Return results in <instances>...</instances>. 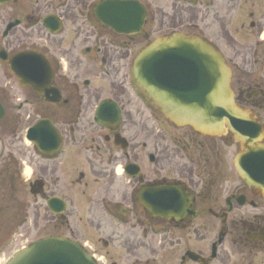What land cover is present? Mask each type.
Masks as SVG:
<instances>
[{"label":"flooded vegetation","instance_id":"obj_1","mask_svg":"<svg viewBox=\"0 0 264 264\" xmlns=\"http://www.w3.org/2000/svg\"><path fill=\"white\" fill-rule=\"evenodd\" d=\"M73 1L15 0L0 7V40L3 41L0 65L11 70L10 61L15 55L34 51L44 55L52 69L49 87L53 91L52 101L20 84L34 94L35 100L32 103L25 98L21 109L32 107L33 112L25 115V121L32 122L34 116L33 126L35 122L47 120L60 140L51 154L34 146L39 168L34 182L28 184L40 204L50 198L64 202L63 213L58 209L51 212L68 230L69 235L61 237L84 246L99 264L103 261L97 257V248L79 240V230L72 223L85 219L91 230L96 231H100L103 224H109L113 228L112 238L103 244L105 248L115 242L120 244L121 250L127 253V259H122L120 264H264V189L248 184L239 175L236 160L242 148L234 134L228 131L222 137H207L198 135L189 126L177 127L164 119L137 87L133 68L139 51L134 37L143 32L153 16L150 9L147 7L148 16L140 33L122 34L95 18V7L107 0H98L94 5L89 0L77 1V5ZM196 1L202 8L204 0ZM182 3L192 5L188 0ZM205 6L206 10H213L216 2L210 0ZM68 14L77 28L75 40L82 43L77 46L74 42L71 49L62 50L61 41L68 35ZM262 18L258 22L257 39L250 48L241 51L245 52L242 56L236 52L231 57L226 56L200 33H179L198 36L222 53L232 72L235 101L260 124V142L264 144V14ZM251 26L255 28L256 23L252 22ZM85 29L91 33L89 31L90 35L83 40L81 30ZM52 30L60 31L53 33ZM35 36L36 45L15 50ZM1 52L5 53L6 60L2 59ZM70 54L74 61L71 67L65 60L67 57L70 61ZM84 66L86 74L108 82L109 87L95 90L91 88L92 81L85 79L81 85L80 68ZM140 95L142 102H148L163 118L161 123L159 115L153 112L144 118L141 111L143 121L153 126L168 148L182 158L181 171L173 177L144 173L140 165L137 134ZM4 103L0 99L4 110L0 127L6 126L2 120L7 121L8 117L9 110ZM103 103L106 109L101 113V124L97 116ZM142 109L149 107L144 105ZM20 121L18 117V122L10 123L15 126V139L21 137L16 126ZM10 134L9 130L1 133L2 142ZM25 136L26 132L24 141ZM2 153L5 156V151ZM148 160L156 164L159 156L149 153ZM120 183L125 186L122 194ZM154 187L181 188L191 199V214L167 219L145 209L139 200L140 194L145 188ZM71 191H81L82 211L76 208ZM124 224L131 225L122 230ZM158 244L167 255V261L162 263L154 259Z\"/></svg>","mask_w":264,"mask_h":264},{"label":"water","instance_id":"obj_2","mask_svg":"<svg viewBox=\"0 0 264 264\" xmlns=\"http://www.w3.org/2000/svg\"><path fill=\"white\" fill-rule=\"evenodd\" d=\"M13 1L0 0V7ZM95 8V18L100 24L122 34L139 33L148 16L146 7L135 0H107ZM1 53L6 60L5 53ZM10 67L18 83L52 101L53 91L49 87L53 73L44 55L34 51L19 53L11 59ZM133 76L139 90L173 125L189 126L198 135L207 137L232 132L242 148L236 160L239 175L248 184L264 189L262 128L237 105L231 88V69L213 45L198 36L179 32L157 38L140 51ZM105 105L101 104L98 110V122L103 118ZM3 115L0 104V119ZM26 133L27 140L45 154H51L60 144L57 132L47 120L35 122ZM139 200L152 214L167 219L191 214V199L179 187L145 188ZM48 208L52 213L55 209L63 213L65 204L51 198ZM95 261L73 240L49 236L16 252L5 264H98Z\"/></svg>","mask_w":264,"mask_h":264},{"label":"rangeland","instance_id":"obj_3","mask_svg":"<svg viewBox=\"0 0 264 264\" xmlns=\"http://www.w3.org/2000/svg\"><path fill=\"white\" fill-rule=\"evenodd\" d=\"M77 1L80 2V0L73 1L74 5H77ZM97 1L89 0L92 5ZM135 1H139L146 8L148 7L153 15L149 18V22L143 32L134 37L138 40L137 50L139 52L146 45L154 42L156 38L163 37V35L167 36L174 32H196L216 45L226 56L231 57L235 52L242 56L245 52L241 51H244L245 48H250L252 41L257 39L259 34L258 22L263 19L264 14V0H215L216 6L213 10L205 9L206 3L210 0L202 1V8L196 0H188V3L192 4L191 6L183 4L184 0ZM195 3L198 4V7H196ZM251 14H254L253 18H251ZM68 17V35L67 37L65 36L64 41H61L62 50L71 49L74 42L77 46L82 43L75 40L77 38V28L73 25L71 14H68ZM252 22L256 23L255 28L251 26ZM81 31L82 37L80 39L84 40L88 37L90 30ZM35 35H38V33ZM36 41L37 36L34 39L25 41L23 46L15 47V50L23 47L31 48L34 44L36 45ZM0 44L3 47L2 40H0ZM65 58L71 67V64H74L73 55L70 54V61H68L67 57ZM85 69H87L85 66L80 68L81 85L84 79L92 81L91 88L94 89L97 87L99 89L100 87L105 88L109 84L108 82L104 83L101 79L94 78L93 75L86 74L87 71ZM18 82L15 74L8 67L3 64L2 66L0 65V99L2 103L5 101V107L9 110L7 111V121L2 120L6 126L0 127V134H5L8 130L11 132L9 136L4 138L5 141L2 142V139H0V264H5L16 252L28 247L37 240L49 236L66 237L68 234L67 228L65 226L62 227L52 216L47 203L40 204L36 200L28 184L34 182L39 164L37 163L38 156L34 150V145L26 140L24 141L23 134L36 119L33 116L32 122L25 121V115H30L33 112V108L26 109V107H23L21 109V107L25 98L32 100V103L35 100L34 94L28 89H23ZM142 100L140 95V123L137 127L140 165L143 166L144 173L154 172L159 174L160 177L165 174L173 177L181 171L182 158L168 148L167 142L164 141L163 137L153 126L143 121L150 112L159 115V117L160 114L148 102H142ZM144 105L149 107V109L143 110ZM141 111H144V118L141 115ZM18 117H21L22 121L17 123V125L15 124L19 133L16 134H18V137L21 135V137L20 139H15L13 134L15 126H11L10 123L13 120L18 122ZM159 119L162 123L163 118L160 117ZM145 144L146 146H144ZM3 151H5V156H3ZM152 152L159 156L156 164H151L148 160V154ZM168 160L169 164H167ZM90 181L91 185L96 187L93 181ZM119 188L121 189L120 194H122L125 189L124 184L120 183ZM64 192L68 193V191ZM71 192L73 193L72 198L76 208L82 211L81 191ZM117 198H119V195ZM72 224L79 230V240L86 241L89 245L97 248V257L102 258V264H113L115 262L120 264L123 261L122 259L127 257V253L121 250L118 242H115L109 248L104 247L103 241L112 238L110 232L113 228L109 224H103L100 231L91 230L90 224L85 219L81 223ZM128 226L124 224L122 230L127 229L126 227ZM159 240L161 241L162 239ZM160 248L161 244H158L156 246L158 252L155 251L157 254L155 253L156 255L154 256L158 263L167 261L166 252Z\"/></svg>","mask_w":264,"mask_h":264}]
</instances>
